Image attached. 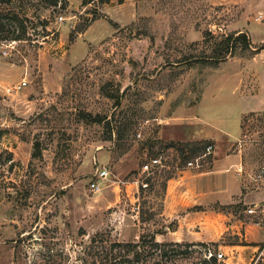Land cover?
Listing matches in <instances>:
<instances>
[{"label": "rangeland", "instance_id": "374dc122", "mask_svg": "<svg viewBox=\"0 0 264 264\" xmlns=\"http://www.w3.org/2000/svg\"><path fill=\"white\" fill-rule=\"evenodd\" d=\"M85 1L1 5L19 16L6 28L27 33L0 40V264H207L209 251L239 264L227 244L240 220L264 224V0ZM238 31L253 50L219 62ZM225 131L227 145L210 137ZM209 143L204 167L184 168ZM158 151L166 166L144 172ZM238 151L242 195L232 178L217 190L235 203L180 201L184 177Z\"/></svg>", "mask_w": 264, "mask_h": 264}, {"label": "crops", "instance_id": "0c3cea01", "mask_svg": "<svg viewBox=\"0 0 264 264\" xmlns=\"http://www.w3.org/2000/svg\"><path fill=\"white\" fill-rule=\"evenodd\" d=\"M261 41L264 42V40ZM210 137L218 142H222L224 145H227L232 142L231 137H235V133H233V131H225L224 136L222 137L214 134ZM241 154V151L218 153L217 157H215L213 161V168L211 170L198 174L191 179L184 177V180L182 181L183 185H181L179 193L182 196L183 192L186 191L188 195H183V198L181 197L180 201L182 203L187 202L189 205L203 206L205 210L209 209L210 205L217 202L220 204L235 203L238 198H235L234 195L226 196L223 200H221L217 190L227 189L228 181L232 178L239 186H241L242 190H240L241 192L239 197L242 195L245 186L243 184L244 181L242 179V175L239 173L243 170V167L241 166L243 165V157ZM184 196H189V198L186 197V199ZM240 222L245 228L243 234L241 235L240 242L231 241L227 244V246L233 250L235 253L234 257L239 259V264H255V259L258 254L259 260H261L262 264H264V224H254L253 222L247 220H240ZM157 240L159 242H163L164 240L175 239H162L157 236ZM177 241L179 240L177 239Z\"/></svg>", "mask_w": 264, "mask_h": 264}, {"label": "built area", "instance_id": "2783aa9c", "mask_svg": "<svg viewBox=\"0 0 264 264\" xmlns=\"http://www.w3.org/2000/svg\"><path fill=\"white\" fill-rule=\"evenodd\" d=\"M60 19L63 20L64 17L61 15ZM27 85H28V81L26 79H23L19 83L13 85L12 87H9L7 91L9 93L12 92L13 90L18 91L26 87ZM214 152H215V145L213 143L207 144L201 153H197L189 156L190 158L186 160L184 168L201 170L205 165V161L207 157L211 156ZM166 160L167 158L165 157V153L158 151L146 159L145 163H143L142 165V170L144 172H148L149 174L154 173L156 170L166 166ZM262 174H264V168L261 170L259 176H262ZM108 177H109V171L107 168L99 169L97 171L96 178L90 182L91 189L94 192L100 191L102 189L103 183L108 179ZM253 211H254L253 209H249L250 213H252ZM212 257H214V261H211ZM208 261H209L208 264H219L225 261V253L223 252L213 253L212 251H209Z\"/></svg>", "mask_w": 264, "mask_h": 264}, {"label": "trees", "instance_id": "16d2710c", "mask_svg": "<svg viewBox=\"0 0 264 264\" xmlns=\"http://www.w3.org/2000/svg\"><path fill=\"white\" fill-rule=\"evenodd\" d=\"M12 1L13 0H0V33H2V32H7L8 33V35H6V37H0V40H2L3 38H5L7 40H22V39H24V36L27 33V27L22 25L21 33L17 35V34H15L16 29H11V28L8 29V28H6L5 23H3V21H2L4 18H9V17L18 18L19 17L18 16V12H15V11L14 12L4 11L3 12V9L1 8L2 4H11ZM91 1H94V0H86L85 3H89ZM240 42H244V46L242 47V49L243 48L252 49V47H253L252 42H251L250 38L248 37L247 33L238 31V32H232V33L227 34L224 37L223 41H222L223 46L226 49V51L223 53L222 56H220V57H218L216 59L219 60V62H220V61L226 60L228 56H234L235 51L237 50L238 44ZM256 48H257L256 50H259L258 47H256ZM206 145L204 146V148L206 147ZM200 152H196L194 150V151L190 152L191 153L190 155H194V154H197V153H200ZM40 155H41L40 148L37 147V149H36V151L34 153V156H40ZM7 158H8L9 161H13L12 152L8 153V157ZM103 236L104 235L98 234V235L93 237V241H96V240L108 241V240H110L109 237L104 238ZM113 244H115L114 246L122 245V243H113ZM171 244H174V243H171ZM124 245L125 246H132L131 243H126ZM163 245H165V244L164 243H160L157 240H153V246L154 247H161ZM207 264H208V262H207ZM257 264H262V263H257Z\"/></svg>", "mask_w": 264, "mask_h": 264}]
</instances>
